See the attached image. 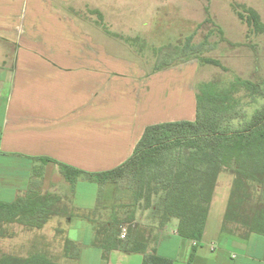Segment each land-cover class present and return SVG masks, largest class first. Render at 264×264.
I'll list each match as a JSON object with an SVG mask.
<instances>
[{"label":"crops","instance_id":"obj_1","mask_svg":"<svg viewBox=\"0 0 264 264\" xmlns=\"http://www.w3.org/2000/svg\"><path fill=\"white\" fill-rule=\"evenodd\" d=\"M100 2L0 0V204L32 189L60 197L40 227L1 223L0 259L41 254L54 264L143 262L141 252L104 253L92 244L95 221L123 215L116 186L82 177L72 190L59 164L110 170L131 156L147 125L194 120L196 100L179 109L175 93L149 82L170 68L149 71L133 55L109 48ZM232 179L219 173L200 240L180 236L176 218L159 226L154 196L149 206L141 200L132 207L131 223L141 228L147 252L172 264H264V234L242 239L222 232ZM65 239L78 246L76 258L65 256Z\"/></svg>","mask_w":264,"mask_h":264},{"label":"trees","instance_id":"obj_2","mask_svg":"<svg viewBox=\"0 0 264 264\" xmlns=\"http://www.w3.org/2000/svg\"><path fill=\"white\" fill-rule=\"evenodd\" d=\"M242 7L240 19L262 32L259 13L252 7ZM215 46L206 38L193 43L191 35L183 44H163L155 52L152 70L191 59L222 67L219 60L201 56ZM195 89V119L147 125L131 156L120 165L89 173L60 163V171L72 190L82 177L100 186L114 184L119 197L126 201L120 207L136 208L141 200L149 206L154 196L151 207L158 214V225L176 218L179 235L194 240L202 237L219 173L229 171L233 179L222 232L242 239L252 232L264 234V84L237 76L226 83L217 79L202 81ZM245 96L254 102L260 99L251 113L246 109ZM59 199L29 190L12 204H0V226L3 221L17 219L26 226L40 227L52 214V203ZM132 219L133 214L125 219L113 215L109 221H95L92 244L104 253L112 249L141 252L142 264H172L171 259L155 251L147 252L148 241L136 224L129 226L125 238L119 237L122 224ZM78 252L72 240H64L65 256L76 258ZM0 264L54 263L44 255L33 254L5 255Z\"/></svg>","mask_w":264,"mask_h":264},{"label":"rangeland","instance_id":"obj_3","mask_svg":"<svg viewBox=\"0 0 264 264\" xmlns=\"http://www.w3.org/2000/svg\"><path fill=\"white\" fill-rule=\"evenodd\" d=\"M243 5L254 8L264 25V0H101L100 8L105 14L99 23L102 34L112 37L110 49L133 55L149 71L153 69L156 50L163 44H183L190 35L193 43L205 38L215 43L201 56L219 60L222 67L191 59L169 67L164 75L150 77L151 86L158 82L159 88L179 98V109L189 110L196 100L195 86L199 82L217 79L226 83L238 76L264 84V30L254 31L240 19L238 12H243ZM243 98L248 102V113L260 100ZM185 114L187 111H182L181 115ZM261 190L264 192V184ZM110 193L112 197L117 195L114 189ZM119 200V205L126 203L121 197ZM119 209L121 219L132 212V206ZM2 246L8 252L14 251L11 245Z\"/></svg>","mask_w":264,"mask_h":264},{"label":"built area","instance_id":"obj_4","mask_svg":"<svg viewBox=\"0 0 264 264\" xmlns=\"http://www.w3.org/2000/svg\"><path fill=\"white\" fill-rule=\"evenodd\" d=\"M129 226H134V223L129 222V223L122 224L121 230L119 233L120 238L123 239L126 237Z\"/></svg>","mask_w":264,"mask_h":264}]
</instances>
